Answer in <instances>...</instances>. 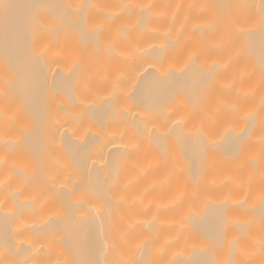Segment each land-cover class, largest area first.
Segmentation results:
<instances>
[{
    "label": "bare ground",
    "instance_id": "bare-ground-1",
    "mask_svg": "<svg viewBox=\"0 0 264 264\" xmlns=\"http://www.w3.org/2000/svg\"><path fill=\"white\" fill-rule=\"evenodd\" d=\"M0 264H264V0H0Z\"/></svg>",
    "mask_w": 264,
    "mask_h": 264
}]
</instances>
